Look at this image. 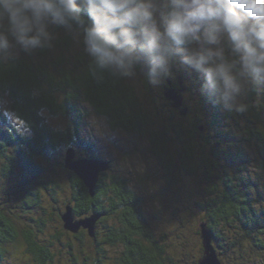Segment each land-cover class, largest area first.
<instances>
[{
	"label": "trees",
	"instance_id": "16d2710c",
	"mask_svg": "<svg viewBox=\"0 0 264 264\" xmlns=\"http://www.w3.org/2000/svg\"><path fill=\"white\" fill-rule=\"evenodd\" d=\"M49 31L50 46L24 50L19 45L12 54L0 53V101L5 103L0 104V124L4 125L0 128V182L12 179L18 171L33 176L29 191L20 199L24 208L39 214L33 222L41 227L59 225L58 215L64 227L65 211L60 212L68 205L75 219L100 215L95 236L87 229L70 232L77 240L76 247L68 242L72 264L79 260L102 264L107 258L97 252L101 258L93 261L83 246L84 235L96 247H120L111 264H185L179 256L170 255L153 229L147 202L133 188L134 181L110 165L101 173L93 196L84 181L66 168L69 149L76 151V159L100 158L96 143L82 131L95 114L112 132L147 140L168 186L176 185L183 175L198 181L194 206L201 223L213 232L221 264H264L258 260L264 253V91L246 92L245 112L222 110L221 104H214L201 91L203 81L187 66L179 77L177 67L170 69L156 91L139 68L124 77L94 72L81 29L53 25ZM169 88L183 96L186 115L181 113L183 107H172L165 95ZM158 101L167 113L160 112ZM57 119L60 124L54 122ZM77 148L82 149L78 156ZM67 188L71 195L65 202L60 196ZM66 233L62 230L41 242L31 230L20 234L14 219L0 208V264L7 262L8 243L26 246L37 264L59 263L54 241ZM197 233L201 235L200 228ZM201 250L202 255L187 264H196L203 257V245ZM227 252L236 257L227 258Z\"/></svg>",
	"mask_w": 264,
	"mask_h": 264
},
{
	"label": "clouds",
	"instance_id": "9594fccd",
	"mask_svg": "<svg viewBox=\"0 0 264 264\" xmlns=\"http://www.w3.org/2000/svg\"><path fill=\"white\" fill-rule=\"evenodd\" d=\"M82 30L94 72L139 68L150 84L187 66L222 110L264 91V0H0V48L50 46V26ZM214 98V99H213Z\"/></svg>",
	"mask_w": 264,
	"mask_h": 264
},
{
	"label": "rangeland",
	"instance_id": "374dc122",
	"mask_svg": "<svg viewBox=\"0 0 264 264\" xmlns=\"http://www.w3.org/2000/svg\"><path fill=\"white\" fill-rule=\"evenodd\" d=\"M18 47L19 44L9 37V46L0 48V53L5 50L12 54ZM182 69L183 66L178 68V77L179 74L183 76ZM154 86L156 91L160 90L159 84H155ZM0 104L5 105L1 101ZM158 104L160 112L167 113L166 107L160 106L161 101H158ZM187 104L190 103L187 102ZM184 106L182 107L184 108ZM1 107L5 109L4 106ZM8 117L11 118V116ZM14 121L17 122L16 124L19 125L21 130H25L23 129L24 125L22 123H19L17 120ZM54 122L57 124L59 120L57 119ZM3 127L4 125L0 124V128ZM82 131L84 137L96 143L97 155L109 161L111 170L113 169L114 172H118L134 181L133 188L146 200V208L148 209L147 213L151 225L157 232L158 237L166 243L170 255L176 258L179 256L184 260L185 264L191 258L195 257V255H199L200 252L202 255V250L200 251L202 238L197 233L202 220L199 217V210L194 206L198 199L196 198L195 200V195L199 191L198 181L192 176L183 175L176 185L168 186L159 163L147 148L148 141L140 137H130L124 133L118 134L112 132L106 125L105 120L100 116L91 114L88 118V124L82 128ZM80 150L82 149L77 148V156ZM1 161L2 159L0 158V165L2 163ZM28 174V172L18 171L13 175L14 177L12 179H6L7 181H3L2 184L0 182V208L14 219L20 229V234L23 233L24 229L31 230L35 232V236L38 235L41 242H46L51 238L50 236L52 234H56L62 230L66 232V229L60 225L58 215L56 216V221L59 225L53 224L51 226L49 224L41 227L37 222H33L34 219L39 217V214L34 210L24 208L23 201L20 200L21 196L24 198L30 189L29 185L33 176L30 175V177H27ZM21 180H23L22 184L20 183ZM22 186L23 188H20ZM26 186L27 190L25 191ZM70 195L71 192L67 188L66 192L60 197L66 202ZM51 209L52 207L48 206L49 212ZM64 211L66 212V207L60 213ZM101 228L99 229L100 233L103 230ZM66 235V237L63 235L60 240L54 241L53 251L55 253L58 252L55 259L59 261V263L57 262L55 264H72L70 261L68 242H73V245L76 247L77 240L70 231ZM83 239V246L89 250L91 258H94L93 261H95L96 257L101 258L96 255L97 252L107 257L101 260L102 264H111V261L114 260L120 251V247H111L104 244L96 247L92 242V238L88 235H84ZM217 241L216 243H219L220 237ZM6 246L10 251L7 254L9 256H6V264H37L33 255L27 251L26 246L17 243H8ZM74 252L77 253V250L75 249ZM226 255H228L227 258L236 257L233 252H227ZM258 260L264 262V253L259 254ZM79 262V264H82V260H79ZM225 262L227 263L226 259Z\"/></svg>",
	"mask_w": 264,
	"mask_h": 264
},
{
	"label": "water",
	"instance_id": "95a60500",
	"mask_svg": "<svg viewBox=\"0 0 264 264\" xmlns=\"http://www.w3.org/2000/svg\"><path fill=\"white\" fill-rule=\"evenodd\" d=\"M168 100L172 101L174 108L184 106L183 96L179 91L173 88L165 90ZM183 115L187 114V108L181 110ZM66 168L74 171L90 189L91 195H95L96 186L102 172L109 169V161L100 158H79L76 159V151L69 149L66 154ZM99 214H93L86 218L75 219L73 209L67 206L66 212L62 214L64 228L67 231L77 234L81 229H87L90 236L96 234V223L99 220ZM201 238L204 254L196 264H221V260L213 243V232L208 224L203 222L200 224Z\"/></svg>",
	"mask_w": 264,
	"mask_h": 264
}]
</instances>
